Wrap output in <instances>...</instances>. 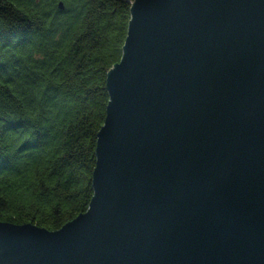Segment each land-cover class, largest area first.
Listing matches in <instances>:
<instances>
[{
	"label": "water",
	"instance_id": "water-1",
	"mask_svg": "<svg viewBox=\"0 0 264 264\" xmlns=\"http://www.w3.org/2000/svg\"><path fill=\"white\" fill-rule=\"evenodd\" d=\"M105 87L87 210L0 264H264V0H134Z\"/></svg>",
	"mask_w": 264,
	"mask_h": 264
},
{
	"label": "trees",
	"instance_id": "trees-1",
	"mask_svg": "<svg viewBox=\"0 0 264 264\" xmlns=\"http://www.w3.org/2000/svg\"><path fill=\"white\" fill-rule=\"evenodd\" d=\"M133 1L0 0V222L55 231L87 210Z\"/></svg>",
	"mask_w": 264,
	"mask_h": 264
}]
</instances>
